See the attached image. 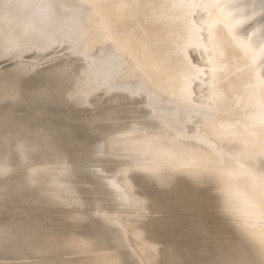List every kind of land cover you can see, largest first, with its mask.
Listing matches in <instances>:
<instances>
[{"label": "bare ground", "instance_id": "obj_1", "mask_svg": "<svg viewBox=\"0 0 264 264\" xmlns=\"http://www.w3.org/2000/svg\"><path fill=\"white\" fill-rule=\"evenodd\" d=\"M15 2L0 7V264L255 258L261 0H43L66 6L43 21ZM192 2L239 11L172 7ZM229 12L237 41L221 27L209 43Z\"/></svg>", "mask_w": 264, "mask_h": 264}, {"label": "snow or ice", "instance_id": "obj_2", "mask_svg": "<svg viewBox=\"0 0 264 264\" xmlns=\"http://www.w3.org/2000/svg\"><path fill=\"white\" fill-rule=\"evenodd\" d=\"M10 3H12V0H0V7H3V6L8 5ZM15 3L19 4L24 9L36 10L41 21L51 18L55 14V11L58 8L66 7L65 5H62V4L43 2V0H41V2H39V3L19 2V0H18V2H15ZM106 6L107 5L99 2V0H94V2L89 3L87 5V7H89L90 9H100V8H103ZM145 6L151 7L152 5L146 4ZM259 6L262 10H264V0H261V4ZM70 7L73 9H76L78 7H81V5H75L74 4V5H71ZM112 7L119 9L121 7L126 8V7H128V5H126V4H124V5L114 4V5H112ZM172 7L173 8H182V9H186L188 11H191L192 9H198V8H203V9L214 8V9H218L221 13H223L225 9H232V12L239 11L237 6H235V5H232V4H223L222 5L220 3H195V2H192V3L174 4V5H172ZM246 7H248V6H246ZM251 7L255 8L256 6L252 5ZM232 12L227 13V15L218 16V18L215 22V27H213V26L209 27V33H208L209 43H214L216 41V39L220 35L219 29L221 27H223L226 30L225 35L231 37V41H233V42L237 41L238 38L234 34L235 33V25L231 22ZM254 17H255V12H253V17H244L241 19L240 23H243L244 20H246V19H252ZM260 18L264 19V11H262ZM100 31L104 32V34L107 35L106 29L101 28ZM201 31H202V29H201ZM214 33H216V35H214ZM240 43L243 44L244 42L240 41ZM4 51L5 52L11 51V48L8 46L7 42L5 43ZM182 52H183V47L178 44L177 45V54L181 55ZM5 59H7V56H5ZM185 59H186V57H185ZM185 83H186V80H185ZM255 118L259 120L260 128H261V131L257 132V134H256V139L261 142L260 148L262 151H264V98H261V100L258 103V112L256 113ZM195 179L197 181H199L201 179V177L197 176V177H195ZM261 186L264 187V184H262ZM254 256H255V258L241 261L240 264H264V243H261V246L258 248V250H256V252L254 253Z\"/></svg>", "mask_w": 264, "mask_h": 264}, {"label": "rangeland", "instance_id": "obj_3", "mask_svg": "<svg viewBox=\"0 0 264 264\" xmlns=\"http://www.w3.org/2000/svg\"><path fill=\"white\" fill-rule=\"evenodd\" d=\"M240 9H242V7H241ZM75 11H77V10H74V12H75Z\"/></svg>", "mask_w": 264, "mask_h": 264}]
</instances>
